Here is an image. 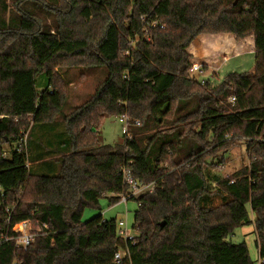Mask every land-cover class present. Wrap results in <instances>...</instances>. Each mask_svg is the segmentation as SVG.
Returning a JSON list of instances; mask_svg holds the SVG:
<instances>
[{
  "label": "trees",
  "instance_id": "obj_1",
  "mask_svg": "<svg viewBox=\"0 0 264 264\" xmlns=\"http://www.w3.org/2000/svg\"><path fill=\"white\" fill-rule=\"evenodd\" d=\"M29 2L53 16V28ZM224 35L254 37V74L202 84L188 50L198 37ZM227 40L204 44L218 51ZM76 66H104L108 76L64 118L60 173L41 174L48 167L32 169L33 153L44 157L28 140L60 115L59 70ZM122 115L140 123L129 127L133 139L101 145L103 120ZM0 118V232L12 236L23 222L41 230L27 250L1 245L0 264H116L118 252L119 264H255L247 244L231 240L249 226L264 264V0H0ZM237 142L249 165L209 180L207 160ZM123 166L155 184L137 200L133 241L118 237L116 219L82 222L101 199L120 202Z\"/></svg>",
  "mask_w": 264,
  "mask_h": 264
},
{
  "label": "rangeland",
  "instance_id": "obj_2",
  "mask_svg": "<svg viewBox=\"0 0 264 264\" xmlns=\"http://www.w3.org/2000/svg\"><path fill=\"white\" fill-rule=\"evenodd\" d=\"M28 6L31 7L34 14L36 13L37 16L42 17L46 27H54L53 16L51 14L45 13L40 8L38 10V7L34 6V4H31L30 2L25 5L26 8H28ZM251 38H247L246 41L240 43H234V47L232 49L226 50L225 47H223L219 51H213L211 47H206L204 40L207 38L200 39V53L204 55L210 63H218V59L222 55H226L227 57L238 55L237 57H232L226 61L220 69L214 70L215 72L212 69L210 71H205L203 77L210 80L212 84L217 85L232 73H248L253 75L255 70L254 53H242L239 55L241 51L237 48L239 46L237 44H244ZM229 40L230 38L227 40L228 43ZM195 44H198V42L195 41ZM248 46H250V44H248ZM252 46L253 51L254 45ZM227 57H225V59ZM193 60L192 62H194ZM222 60L223 57H221V61ZM202 65L205 66V64ZM59 73L64 78L66 84V101L64 107L55 122L35 126V129L28 140V143L32 148L31 150L42 153L44 157V160L41 161L42 159L36 158V153H33L31 159L32 169L41 170L43 164L38 166L37 163H35L36 161L45 163L48 170L41 171V174L54 176H57L60 173V158L63 154L68 152L69 138L64 124L65 116L69 115L76 108L87 102L98 85L104 82L108 76V71L104 66H76L60 69ZM213 73H215V75H213ZM195 77L198 79L199 75H196ZM45 87L46 78L44 75H41L37 79V92L41 93ZM98 138L101 145L114 146L124 143L125 135L122 132V124L119 122L118 116H109L103 120L100 126ZM13 147L16 148L17 145L14 144ZM207 163L208 167L206 177L209 180L213 178H219L221 180L226 179L249 165L246 145L243 142H237L236 146L229 149L225 154H219L214 158H209ZM213 187H216V185H213ZM137 209V200H130L127 205L119 202L116 205L110 206L108 198H103L100 200L99 207L97 209L88 208L85 210L82 222L86 223L94 217L100 215L104 220L116 219L119 221L124 219V221L127 222L129 234L135 235L136 237L137 233L134 225L135 212ZM36 231L39 232V228H37ZM253 232L254 229L250 226L236 229L233 236H231V240L235 244L245 242L249 249L252 261L255 262V264H260L258 252L255 246V235Z\"/></svg>",
  "mask_w": 264,
  "mask_h": 264
},
{
  "label": "built area",
  "instance_id": "obj_3",
  "mask_svg": "<svg viewBox=\"0 0 264 264\" xmlns=\"http://www.w3.org/2000/svg\"><path fill=\"white\" fill-rule=\"evenodd\" d=\"M190 73L194 76L199 75L198 80H200L202 84L206 83L207 80L203 78L205 70L202 64L193 62ZM231 102L235 103V99H231ZM119 122L122 124V132L126 139L131 141L133 136L130 133L129 127H139L140 123L138 121L131 122L127 115L119 116ZM121 174L124 185L127 187V191L119 196L121 203H125L127 205L130 200H138L141 197L154 192L155 184L144 185L140 183L134 178L132 170L128 166L122 167ZM12 231V236H8L6 233L0 232V246L5 243L15 242V246L17 248L27 250L34 244L38 233L41 230L39 229V232H37L34 230L33 225L30 222H23L14 226ZM117 233L118 237L124 241H133L135 239V235L129 234L127 222L124 221V219L118 221ZM125 256L126 253L118 252L114 258L115 263L119 264Z\"/></svg>",
  "mask_w": 264,
  "mask_h": 264
},
{
  "label": "crops",
  "instance_id": "obj_4",
  "mask_svg": "<svg viewBox=\"0 0 264 264\" xmlns=\"http://www.w3.org/2000/svg\"><path fill=\"white\" fill-rule=\"evenodd\" d=\"M210 37H212L213 39H219V38H227L228 37V39L230 38V43H229V45H223L222 47H219L218 49L220 50V49H222L223 47H225V49L227 50V49H232V43L234 44V42H233V40L231 39L232 37L231 36H202V37H198L197 39H196V42H198V44H195V42L190 46V48H189V50H188V52L193 56V61L194 62H196V63H199V64H205V66L207 67V69L205 70V71H210L211 69L214 71V70H218V69H220L222 66H223V64L226 62V61H228L229 59H231L232 57H237L238 55H232V56H230V57H227L226 55H222L221 57H223V60L221 61V57L218 59V63H210V62H208V60H207V58H205L204 57V55H202L201 53H200V45H201V43H200V39H202V38H210ZM233 39H234V37H233ZM252 39V42H253V45H254V37H252L251 38ZM235 40V39H234ZM235 42H237L236 40H235ZM242 42V41H241ZM238 43H240V42H238ZM241 44H243V43H241ZM241 44H237V45H241ZM218 50V51H219ZM251 51V52H250ZM250 51H241V53L239 54V55H241L242 53H254L255 52V46H254V50L252 51V49H250ZM225 57H227L226 59H225ZM212 59V58H211ZM202 63H201V62ZM216 68V69H215ZM215 72V71H214ZM213 75H215V73H213ZM204 78V77H203ZM205 79V78H204ZM205 80H207V79H205ZM39 163H37V165H38Z\"/></svg>",
  "mask_w": 264,
  "mask_h": 264
},
{
  "label": "water",
  "instance_id": "obj_5",
  "mask_svg": "<svg viewBox=\"0 0 264 264\" xmlns=\"http://www.w3.org/2000/svg\"><path fill=\"white\" fill-rule=\"evenodd\" d=\"M2 121V118H0V122ZM165 223L160 224V227L163 228Z\"/></svg>",
  "mask_w": 264,
  "mask_h": 264
}]
</instances>
